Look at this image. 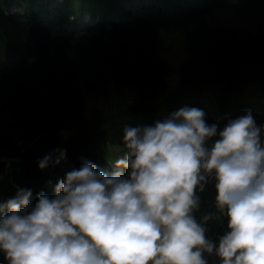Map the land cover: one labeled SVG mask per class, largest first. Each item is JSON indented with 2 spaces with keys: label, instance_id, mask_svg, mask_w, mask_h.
Returning a JSON list of instances; mask_svg holds the SVG:
<instances>
[{
  "label": "trees",
  "instance_id": "1",
  "mask_svg": "<svg viewBox=\"0 0 264 264\" xmlns=\"http://www.w3.org/2000/svg\"><path fill=\"white\" fill-rule=\"evenodd\" d=\"M127 1L0 0V200L18 190L8 162L20 141L45 130L71 134L66 159L32 190L33 205L41 192L54 196L81 158L112 175L127 151L125 124L152 125L188 105L221 128L245 109L264 125V31L210 24L207 14L226 0ZM197 194L194 214L213 215L206 235L216 240L227 218L214 184Z\"/></svg>",
  "mask_w": 264,
  "mask_h": 264
},
{
  "label": "clouds",
  "instance_id": "2",
  "mask_svg": "<svg viewBox=\"0 0 264 264\" xmlns=\"http://www.w3.org/2000/svg\"><path fill=\"white\" fill-rule=\"evenodd\" d=\"M206 115L185 105L152 125L125 124L127 151L112 175L81 158L54 196L41 192L33 205L32 190L18 188L0 200L7 264H208L204 253L220 264H264V125L251 109L222 128ZM53 151L41 170L66 159V149ZM209 182L227 218L216 240L206 235L213 215L194 214Z\"/></svg>",
  "mask_w": 264,
  "mask_h": 264
},
{
  "label": "water",
  "instance_id": "3",
  "mask_svg": "<svg viewBox=\"0 0 264 264\" xmlns=\"http://www.w3.org/2000/svg\"><path fill=\"white\" fill-rule=\"evenodd\" d=\"M71 134L69 128L50 129L41 132L31 140H22L16 155L8 162L12 182L18 188L33 190L54 169L51 164L41 170L38 161L52 153L53 160L59 155L54 149H62Z\"/></svg>",
  "mask_w": 264,
  "mask_h": 264
},
{
  "label": "rangeland",
  "instance_id": "4",
  "mask_svg": "<svg viewBox=\"0 0 264 264\" xmlns=\"http://www.w3.org/2000/svg\"><path fill=\"white\" fill-rule=\"evenodd\" d=\"M53 3L59 2V0H51ZM140 0H132L126 2L130 5L131 3H137ZM225 5L219 8L213 9L207 14L206 19L210 24L218 21L229 25L250 27L254 31H264V0H238L237 3H232L231 0H226ZM11 11H21L17 6H10ZM0 263L7 264L4 259V253L0 251ZM210 255L205 256V259ZM212 262L220 264L219 258L212 254ZM210 264V263H208Z\"/></svg>",
  "mask_w": 264,
  "mask_h": 264
},
{
  "label": "bare ground",
  "instance_id": "5",
  "mask_svg": "<svg viewBox=\"0 0 264 264\" xmlns=\"http://www.w3.org/2000/svg\"><path fill=\"white\" fill-rule=\"evenodd\" d=\"M1 264V263H0Z\"/></svg>",
  "mask_w": 264,
  "mask_h": 264
}]
</instances>
